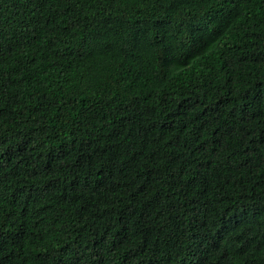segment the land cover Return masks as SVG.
Instances as JSON below:
<instances>
[{
    "label": "trees",
    "instance_id": "16d2710c",
    "mask_svg": "<svg viewBox=\"0 0 264 264\" xmlns=\"http://www.w3.org/2000/svg\"><path fill=\"white\" fill-rule=\"evenodd\" d=\"M0 264H264V0H0Z\"/></svg>",
    "mask_w": 264,
    "mask_h": 264
}]
</instances>
